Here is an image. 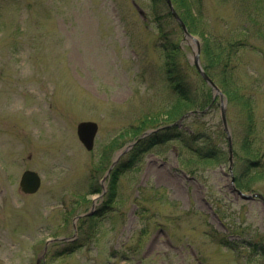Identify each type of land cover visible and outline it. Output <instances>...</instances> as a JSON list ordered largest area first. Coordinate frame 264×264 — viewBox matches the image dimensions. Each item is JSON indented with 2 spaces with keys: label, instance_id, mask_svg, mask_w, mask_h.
Listing matches in <instances>:
<instances>
[{
  "label": "rangeland",
  "instance_id": "374dc122",
  "mask_svg": "<svg viewBox=\"0 0 264 264\" xmlns=\"http://www.w3.org/2000/svg\"><path fill=\"white\" fill-rule=\"evenodd\" d=\"M191 4L200 44L206 35L237 50L232 72L212 77L237 90L227 105L232 169L217 98L183 113L179 136L151 145L137 168L128 151L108 174L121 149L175 123L126 133L168 99L160 45L182 47L197 102L214 98L195 42L168 6L153 15L151 0H0V264H264V200L243 197H264V0ZM89 120L99 124L90 151L77 135ZM27 169L42 177L32 195L19 184ZM94 201L75 236L74 218Z\"/></svg>",
  "mask_w": 264,
  "mask_h": 264
},
{
  "label": "trees",
  "instance_id": "16d2710c",
  "mask_svg": "<svg viewBox=\"0 0 264 264\" xmlns=\"http://www.w3.org/2000/svg\"><path fill=\"white\" fill-rule=\"evenodd\" d=\"M152 5L154 6L152 8L153 15H158L159 6L160 5H166L165 0H151ZM175 7L177 10H183L182 12H179L185 23L187 24L189 30H192V18L194 16V13L192 12V4L191 0H173ZM169 17H173L172 13L170 12ZM160 18L161 14L158 15ZM157 30L161 32V34L164 35H172V33L166 32L164 29V24L160 23L158 21ZM209 37H206L204 35V44L202 47V61L204 64V67L208 74L211 77H216L215 73H219L220 75L227 76L228 73L232 72V69H234V64L232 63L235 52L237 50L235 44H230V46L226 45L221 38L218 40V38L214 39L212 43L209 42ZM160 50L164 53V81L166 82L167 89L169 91L168 99L162 100V106L160 109L152 110L151 108L146 110L145 112H142L140 117L137 119V123L130 128L126 129V133H129V135L132 138L139 137L145 130L149 128H158L161 127L162 124H167L164 122H170L172 124L173 122H176L181 118L183 113H185L188 110H192L193 108H204L209 104L213 103V96L211 92H204L203 95V101L200 100L199 102L196 101L195 97L191 95L190 87L185 84L184 76L182 75V63L180 62V56L182 53V47L174 42L170 44H163L160 45ZM217 66V67H216ZM215 67V68H214ZM218 80V79H217ZM221 89L223 90L224 94L227 96L228 102L229 101H236V92L237 90L235 87H232L231 85L225 84L224 82H221ZM209 87V86H208ZM211 90V88L209 87ZM229 96V98H228ZM248 103V101H246ZM245 102V103H246ZM215 103V102H214ZM213 103V104H214ZM213 104L211 107H213ZM249 114H251L250 108L247 110ZM246 111V112H247ZM251 120H248L247 124V135H250L254 131V125L251 124ZM169 125V124H168ZM167 126V125H165ZM177 125H173L171 127H166L159 132L152 134L151 136L145 138L141 143L137 144L130 152V162L131 165L135 164L136 168L141 163L142 155L149 150L151 145L158 144L164 141H168L171 139H175L179 136V130ZM178 130V132L176 131ZM194 141L198 140L201 141L202 138H205V135L203 137L200 134L194 135ZM244 149L247 151H250V145L252 144V141H249L248 139L245 140ZM216 151V150H215ZM119 169H115V173H113V177H116V172ZM117 178V177H116ZM115 178V179H116ZM241 186V185H240ZM92 221V218H86L81 220V224L79 228L83 227V224L86 221ZM82 230V229H81Z\"/></svg>",
  "mask_w": 264,
  "mask_h": 264
},
{
  "label": "water",
  "instance_id": "95a60500",
  "mask_svg": "<svg viewBox=\"0 0 264 264\" xmlns=\"http://www.w3.org/2000/svg\"><path fill=\"white\" fill-rule=\"evenodd\" d=\"M166 1L169 4L174 16L177 18V20L182 25L186 35L188 37H190L195 42V44L197 46L196 49H195L194 55L192 57L194 65L196 66V68L198 69V71L200 72L202 77L213 88L214 97H216L217 95H219V97H220L222 121H223L224 128H225V130H226V132L228 134L230 152H232V136H231V131H230L228 122H227V102L225 100L224 94L222 93V91L220 90L218 85L213 81V79L205 72V70H204V68L202 66V63H201V44H200L199 39L189 33L185 23L180 18V16L177 13V11L175 10V8L173 6V3H172V0H166ZM98 128H99L98 124L96 122H93V121H83V122H80L79 125H78V130H77L78 137H79L80 141L84 144V146L88 150H91L94 147V141H95V137L97 135ZM155 131H157V130H148L147 132L144 133V135L142 137L147 136L149 134H152ZM133 145L134 144L127 145L126 147L121 149L116 154V159L114 160V162H113L108 174L115 167V165L117 164V162L120 159V157L122 155H124L125 153H127L131 148H133ZM40 185H41V178L36 172H34V171H26L23 174L22 180H21V186H22V188H23V190L25 192H27V193H35L40 188ZM255 196H259V197L263 198L259 194H253V195H245V194H243V197L246 198V199H252Z\"/></svg>",
  "mask_w": 264,
  "mask_h": 264
}]
</instances>
